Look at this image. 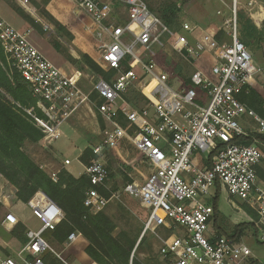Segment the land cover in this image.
Here are the masks:
<instances>
[{
	"label": "built area",
	"instance_id": "1",
	"mask_svg": "<svg viewBox=\"0 0 264 264\" xmlns=\"http://www.w3.org/2000/svg\"><path fill=\"white\" fill-rule=\"evenodd\" d=\"M74 2L77 14L84 12L97 26L99 64L107 72L114 71V75L109 79L93 76L91 89L86 91L83 79L87 75L83 71L67 72L58 67L29 40L28 32L14 27L0 13L4 53L0 69L12 82L15 72L20 75L43 115L16 100L1 83L0 97L32 120L48 143L64 135L63 124L83 106L95 108L108 123L102 142L91 146L97 157L83 164L84 174L91 181L84 205L92 214L119 198L111 191L110 170L101 155L105 147H116L128 137L145 155L151 171L142 184H127L124 191L148 207L144 234L150 231L160 239V253L168 264L247 263L254 257L252 249L218 234L214 228L213 202L220 187L231 198L246 203L256 214L258 239L264 242V181L258 175L264 161V144L255 138L250 144L236 141L237 136H252L254 131L243 125L249 117L258 124L256 132L264 133V115L238 98L245 85L264 73V67L240 39L239 0H234V16L228 20L229 43H219L207 31L183 23L173 48L188 60L210 52L217 63L212 68L214 78L206 70L195 68L191 85L181 88L171 83L169 74L152 57L155 47L162 46L172 31L144 0H124V22H120L121 13L105 0ZM126 62L130 68H126ZM134 85L147 97L145 107H136L128 98ZM121 117L134 126L132 133L120 124ZM198 152L204 154L208 165L196 164L194 156ZM100 189L109 190L110 195ZM29 204L42 227L29 228L27 242L14 256L0 254V264H49L47 252L69 264L43 236L62 222L63 209L42 191L36 192ZM20 222L12 212L5 217L11 229ZM80 236L79 231H72L66 241L73 243Z\"/></svg>",
	"mask_w": 264,
	"mask_h": 264
},
{
	"label": "rangeland",
	"instance_id": "2",
	"mask_svg": "<svg viewBox=\"0 0 264 264\" xmlns=\"http://www.w3.org/2000/svg\"><path fill=\"white\" fill-rule=\"evenodd\" d=\"M105 1L112 4L117 13H121L120 22H124L127 16L124 0ZM144 1L156 10L164 8L170 3L175 6L176 16L170 26L172 33L165 36L164 44L156 46L155 53L152 55L154 60L169 74L171 83L177 88L190 86V77L195 68L206 70L209 76L214 78L212 68L217 60L210 52H204L196 60H188L182 53L173 48L172 43L175 41L176 34L182 31L185 22L207 31L219 43H229L228 20L234 16V0ZM15 5L29 14L31 20L20 16L15 10ZM74 11V0H0L2 16L14 27L28 32L29 40L54 63L65 69L81 70L87 74L83 81V87L86 91H90L93 76L111 77L114 74H110L111 72L106 70H104L105 75L96 73L84 61L81 52L82 47L94 42L92 32L89 31L91 19L84 12L76 14ZM57 22L65 26L67 31L72 33L73 38L68 33L58 30ZM237 22L241 33L240 37L249 42L248 47L256 62L264 67V0H255L253 3L251 0H239ZM93 26L95 27L94 30H97V26ZM202 30L200 32H203ZM191 40L193 41L192 38ZM136 85L131 87L127 96L136 107H145L148 104V99L140 93ZM248 85L264 97L263 72L257 74ZM92 98L96 100L95 94H92ZM27 107H31L39 115H43L41 111H38L36 103ZM86 108V110H90L88 107ZM94 110L95 116L92 118L83 112V117L77 120V115L73 114L74 116L72 115L73 117L62 126L64 135L53 143L44 140V134L38 142L26 141L24 143L23 149L46 170L54 181L58 180V174L62 170H68L65 167V160L68 158L72 161L71 167L74 173L68 171L76 177L81 176L78 175L79 173L84 174V166L79 158L86 148L102 142V133L107 126L106 122L100 120L97 110L95 108ZM72 121L77 123L74 128L70 127ZM119 121L128 133L134 131V126L128 124L123 117L119 118ZM243 125L246 130L252 131H256L258 127L257 122L250 117L243 121ZM95 157L97 156L91 154L88 163ZM101 157L110 170L109 186L111 191L119 194V198L113 199L103 212L115 223V228L112 231L113 236L130 249L129 264H133V259L142 264H168L166 258L160 253L162 244L160 239L150 231L144 234L145 223L149 214L148 207L142 204L138 197L124 191V186L127 184L133 182L142 184L148 179L151 170L145 155L135 147L130 138L125 137L118 146L105 147ZM53 161L56 162L55 166L50 164ZM55 168L58 170L57 173H49ZM53 174H55V179ZM261 179L264 181L263 178ZM17 194L16 185L8 180L3 173H0L1 255L14 256L27 242L28 229L38 230L42 227V222L33 216L30 208L29 202L33 196L28 201H23ZM216 207L221 214L219 220L221 217L223 218L225 235H228L238 224L249 223L238 241L246 243L252 249L253 254L261 262H264V242L258 239L254 224L256 214L252 208L235 198L230 197L228 200L226 190L220 192ZM9 212L20 218V226L17 228L15 226L11 229L5 224V217ZM89 214L92 213L88 211L83 216V221H87ZM70 225L73 226L72 231L81 233V236L73 243H68L67 238L61 241L50 230L46 231L43 236L69 264H100L86 250L90 244L87 234L83 232L79 224L71 222ZM214 228L216 229L215 225ZM161 234L164 233L161 232ZM46 257L49 264H64L52 252H47ZM109 264L111 263L109 262Z\"/></svg>",
	"mask_w": 264,
	"mask_h": 264
},
{
	"label": "trees",
	"instance_id": "3",
	"mask_svg": "<svg viewBox=\"0 0 264 264\" xmlns=\"http://www.w3.org/2000/svg\"><path fill=\"white\" fill-rule=\"evenodd\" d=\"M148 6L153 12L160 16L167 25L171 26L176 16L173 3L159 10L154 9L151 5ZM14 7L20 16L27 20H31L29 14L22 8L17 5ZM57 28L62 32L68 33V35L73 38L72 33H69L66 27L61 23L57 22ZM240 39L248 47L249 42L241 37ZM0 58H4L1 44ZM83 59L93 71L105 75L102 66L89 54L84 53ZM125 64L126 68H130V64L127 62ZM112 73L114 74V71L110 74ZM106 78L109 79L110 77ZM0 83L22 104L29 106L36 103V99L33 98L18 73L15 72L14 81L12 82L5 76L2 69H0ZM238 98L249 108L254 109L256 112L258 111L260 115H264V97L257 92L256 89L251 88L249 85H245L238 93ZM130 101L133 102L131 99ZM100 102L101 101H99V103ZM100 120L106 122L101 115ZM106 124L107 126H105V128L108 127L107 122ZM42 138L43 132L32 120L27 118L20 111L14 109L13 106L0 97V173H3L8 180H11V182L16 185L18 188V197L23 201H28L37 191H43L63 209L65 214L63 221L52 231L55 236H58L61 241L66 239L70 231L73 230V226H71L70 223L75 222L79 224L83 232L89 237L90 244L86 250L95 261L100 264H109V262L111 264H129L131 255L130 249L113 236L112 231L115 228V223L107 214L103 211L97 214H89L87 221H83V216L89 211L84 205V197L85 191L91 187L90 178L86 174H81V176L76 177L68 170H62L58 174V180L54 181L23 149V145L26 141L38 142ZM254 138L264 144V133L256 131L252 132V136L250 137L237 136L236 141L250 144L254 141ZM91 154L95 155L92 151V147L89 146L85 149L81 158H79L80 161L83 164H87ZM258 175L260 178L264 179V161L258 167ZM100 190L106 196L110 195L109 190ZM218 194L219 190L217 191V198H215L214 201L215 227L217 228L218 234L225 235L224 233H226V231L217 222L220 215L216 207ZM248 225V222L238 224L236 228L228 233V236L238 241ZM18 226H20V224L15 228ZM26 239L23 240L26 241ZM46 261H48L47 257ZM133 264L142 263L133 259ZM247 264H264V262L250 257Z\"/></svg>",
	"mask_w": 264,
	"mask_h": 264
},
{
	"label": "crops",
	"instance_id": "4",
	"mask_svg": "<svg viewBox=\"0 0 264 264\" xmlns=\"http://www.w3.org/2000/svg\"><path fill=\"white\" fill-rule=\"evenodd\" d=\"M112 5V4H111ZM114 8V7H113ZM76 14H77V12H76V10L74 11ZM15 13V12H14ZM17 14V13H16ZM2 15V14H1ZM89 31H91L92 32V35H93V43L92 44H87V45H84L83 47H82V49H81V52H82V54H84V53H87V54H89L94 60H96L98 63H99V61H100V51H99V48H98V41H97V39H96V35H95V32H96V30H94V26L92 25V22H91V24H90V26H89ZM23 31V30H22ZM73 35H74V38H75V34L73 33ZM97 55V56H96ZM52 61V60H51ZM53 62V61H52ZM54 63V62H53ZM56 64V63H55ZM57 65V64H56ZM58 67H60V68H62L63 70H65V71H67V72H71V70H69V68H67V69H65L64 67H62L61 65H57ZM69 67V66H68ZM87 75V74H86ZM86 78V77H85ZM84 78V79H85ZM84 79H83V81H84ZM87 106H83V107H81L80 108V110H78L74 115H77V120H79L80 118H82L83 117V112L85 113V114H88V116L90 117V118H92V117H94L95 116V110H86L87 108H86ZM73 115V116H74ZM72 116V117H73ZM71 118V117H70ZM69 118V119H70ZM68 119V120H69ZM77 123L76 122H71L70 123V127H72V128H74L75 126L74 125H76ZM75 130H77V129H75ZM64 133V132H63ZM195 157V162H196V164H198L199 166H206V165H208L207 164V162L204 160V154L202 153V152H198V153H196V155L194 156ZM50 164L51 165H53V166H55L56 165V162H50ZM71 164H72V161H71V163L70 164H65V167L71 172V173H74V171H73V168L71 167ZM46 171V170H45ZM57 173L58 172V170H57V168H55V169H52L51 171H49V173ZM84 173V172H83ZM82 173H79L78 175H81ZM219 190V194H220V192L222 191V189L220 188V187H217V190H216V194H215V197H214V199H213V202L215 201V198H217V191ZM219 194H218V198H219ZM228 200H230V196H229V194H228ZM215 203V202H214ZM220 216H221V214H220ZM218 224H220L222 227L224 226L223 225V218L221 217L220 218V220H219V218H218ZM215 223H216V218H214V225H215ZM224 228V227H223ZM216 230H217V228H216ZM224 230H225V228H224ZM254 257L256 258V259H258L255 255H254ZM259 260V259H258ZM260 261V260H259ZM261 262V261H260Z\"/></svg>",
	"mask_w": 264,
	"mask_h": 264
}]
</instances>
